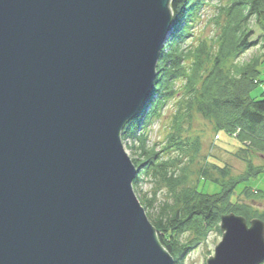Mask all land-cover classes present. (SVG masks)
<instances>
[{
  "label": "water",
  "instance_id": "95a60500",
  "mask_svg": "<svg viewBox=\"0 0 264 264\" xmlns=\"http://www.w3.org/2000/svg\"><path fill=\"white\" fill-rule=\"evenodd\" d=\"M171 0H0V264H174L121 130L150 95ZM206 264L264 262V222L220 216Z\"/></svg>",
  "mask_w": 264,
  "mask_h": 264
},
{
  "label": "trees",
  "instance_id": "16d2710c",
  "mask_svg": "<svg viewBox=\"0 0 264 264\" xmlns=\"http://www.w3.org/2000/svg\"><path fill=\"white\" fill-rule=\"evenodd\" d=\"M209 1H170L171 31L157 61L154 87L137 116L128 121L120 133L122 140L126 137L133 140L129 148L135 155L131 160L138 169L132 182L135 190L145 177L160 182L171 195L169 201L161 205L158 216L147 213V217L155 228L156 238L172 255L175 264L217 226L222 214L233 212L244 216L248 222L255 217L264 222V212L231 200L237 185L264 171V165L248 163L241 175L225 179L226 166L209 162L218 176H201L199 180L203 181L187 184L186 167L194 162L201 147L199 139L188 134L194 111L208 119L216 132L229 136L239 130L236 149L239 152L251 150L264 154V92L257 98L251 96L262 81L260 67L264 59L253 56L247 61L233 60L255 44L250 39L253 30L249 22H255L264 33V0H221L217 15L223 16L220 30L209 43L203 41L196 47H188L184 41L191 35L196 14ZM177 79L182 81L180 90L175 89ZM177 91L180 97L175 103L169 131L159 146L157 143L149 145L148 125ZM171 153L175 155L170 156ZM205 182L218 184L220 190L200 191L199 183ZM242 189L245 196L252 194L249 186ZM139 201L143 207L152 209L156 197L139 198ZM188 231L194 232L195 237L180 243L179 235Z\"/></svg>",
  "mask_w": 264,
  "mask_h": 264
},
{
  "label": "rangeland",
  "instance_id": "374dc122",
  "mask_svg": "<svg viewBox=\"0 0 264 264\" xmlns=\"http://www.w3.org/2000/svg\"><path fill=\"white\" fill-rule=\"evenodd\" d=\"M222 2L221 0H210L201 7L196 14L197 16L195 22L192 24L193 28L191 29V35L184 41L186 46L196 47V45H199L203 41L209 43L210 39L217 34L220 30V22L223 19V16L220 18L217 16L219 14V3ZM249 23L250 28L253 30V34L250 39L251 41H254L255 44L234 58V61H247L253 56H260V60L264 59V33L259 29L255 22L251 21ZM260 71V78L262 81L260 84H257L255 89L251 92V96L256 98L261 94V92H264V63L261 65ZM181 85V79H177L175 89L180 90ZM179 97L180 93L177 91V93H175L160 110L159 116L151 120L146 132L148 135L149 145L157 143L159 146V143L164 140L167 131H169L170 120L174 113L175 103ZM189 128L188 134L192 137H197L199 139L198 141H200L201 147L199 153L194 159V162L192 164H188L186 167L185 171L188 177L187 184H195L197 181H203L199 180L201 176L206 175L207 177L209 176V178L218 176V172L211 167L209 162L226 166L228 174L224 177L225 179L236 178L241 175L246 171L248 163L259 167L264 165V154L251 150L248 152H239L236 150L239 145V142L237 141V134L239 130L229 136L224 132H216L213 124L208 119L205 120V118L196 111L192 113ZM124 140V148L128 153L127 155L133 159L135 155H133L131 149L129 148V144H131L133 140L131 137H126ZM124 140H122V143ZM174 155L175 153L170 154V156ZM163 156L166 157L167 155ZM160 184V182L153 179L143 177L137 185L138 189L135 190L133 187L135 195L138 199L151 198L152 195L156 197V203L152 209L144 207L146 214L150 213V216L152 215V217L158 216V211L160 210L161 205H163L165 201H169L171 196L165 188L160 186ZM245 185L249 186L252 191V194L248 197L245 196V192H243L242 189ZM198 189L200 191L210 193L219 191L220 186L212 182H205L204 184L199 183ZM231 200L248 204L253 209L257 210V212H264V171L261 170V172L247 180L245 183H239ZM219 224L220 221L216 227H213L210 231H208L207 234L204 235V237H202L200 241L193 246V248H191L185 256L182 257L179 264H206V259L209 255H213L214 245L221 240L222 232L219 229ZM194 237L195 233L188 231L179 235L178 240L180 243H186Z\"/></svg>",
  "mask_w": 264,
  "mask_h": 264
},
{
  "label": "built area",
  "instance_id": "2783aa9c",
  "mask_svg": "<svg viewBox=\"0 0 264 264\" xmlns=\"http://www.w3.org/2000/svg\"><path fill=\"white\" fill-rule=\"evenodd\" d=\"M122 145H124L125 146V140L123 141V144Z\"/></svg>",
  "mask_w": 264,
  "mask_h": 264
},
{
  "label": "bare ground",
  "instance_id": "6f19581e",
  "mask_svg": "<svg viewBox=\"0 0 264 264\" xmlns=\"http://www.w3.org/2000/svg\"><path fill=\"white\" fill-rule=\"evenodd\" d=\"M123 144V143H122ZM124 146V145H123ZM125 149V148H124ZM125 151H126V149H125ZM127 152V151H126Z\"/></svg>",
  "mask_w": 264,
  "mask_h": 264
}]
</instances>
